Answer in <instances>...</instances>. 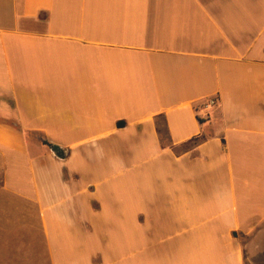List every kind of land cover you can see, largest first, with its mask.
<instances>
[{
  "label": "crops",
  "instance_id": "1",
  "mask_svg": "<svg viewBox=\"0 0 264 264\" xmlns=\"http://www.w3.org/2000/svg\"><path fill=\"white\" fill-rule=\"evenodd\" d=\"M0 186L51 264H264V0H0Z\"/></svg>",
  "mask_w": 264,
  "mask_h": 264
},
{
  "label": "rangeland",
  "instance_id": "2",
  "mask_svg": "<svg viewBox=\"0 0 264 264\" xmlns=\"http://www.w3.org/2000/svg\"><path fill=\"white\" fill-rule=\"evenodd\" d=\"M0 264H51L36 209L1 186Z\"/></svg>",
  "mask_w": 264,
  "mask_h": 264
},
{
  "label": "water",
  "instance_id": "3",
  "mask_svg": "<svg viewBox=\"0 0 264 264\" xmlns=\"http://www.w3.org/2000/svg\"><path fill=\"white\" fill-rule=\"evenodd\" d=\"M40 141L42 142V144L46 147H48V149L54 154L55 157L61 159V160H65L67 157L66 151L64 149H62L61 147L51 143L48 139L46 138H40Z\"/></svg>",
  "mask_w": 264,
  "mask_h": 264
},
{
  "label": "built area",
  "instance_id": "4",
  "mask_svg": "<svg viewBox=\"0 0 264 264\" xmlns=\"http://www.w3.org/2000/svg\"><path fill=\"white\" fill-rule=\"evenodd\" d=\"M215 105H216V100H215V99H210V100H208V101L205 103L204 107H205V108H209V107H213V106H215Z\"/></svg>",
  "mask_w": 264,
  "mask_h": 264
}]
</instances>
